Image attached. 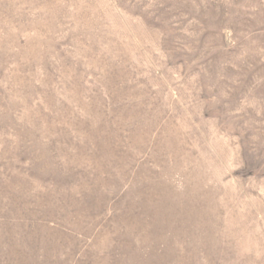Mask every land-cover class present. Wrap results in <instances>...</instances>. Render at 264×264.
<instances>
[{
  "label": "rangeland",
  "instance_id": "1",
  "mask_svg": "<svg viewBox=\"0 0 264 264\" xmlns=\"http://www.w3.org/2000/svg\"><path fill=\"white\" fill-rule=\"evenodd\" d=\"M0 264H264V0H0Z\"/></svg>",
  "mask_w": 264,
  "mask_h": 264
}]
</instances>
